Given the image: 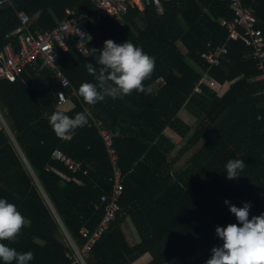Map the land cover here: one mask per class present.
<instances>
[{"label":"trees","instance_id":"16d2710c","mask_svg":"<svg viewBox=\"0 0 264 264\" xmlns=\"http://www.w3.org/2000/svg\"><path fill=\"white\" fill-rule=\"evenodd\" d=\"M2 1L0 51L8 43L19 49L20 11L29 15L31 32L55 27L67 8L98 12L92 0ZM252 5L264 34V0ZM164 6L162 15L153 7H131L123 23H116L113 35L102 20L89 22L87 54L76 48L74 38L68 42L58 60L72 83L64 89L75 103L66 114L73 118L80 112L90 114L89 125L76 129L70 139L57 137L48 122L56 109H63L57 95L63 87L45 63L29 67L24 81H0V103L9 114L11 131L10 135L0 122V198L14 203L30 220L15 241L0 242L18 252L31 251L34 259L29 264H84L71 255L73 248L61 228L82 247L87 238L81 228L94 229L103 215L100 197L111 190L114 168L97 121L114 134L124 193L121 211L94 243L86 264H133L145 254L151 255L147 264H165L174 257L187 261L194 255L198 257L191 264H205L211 249L223 243L216 226L238 223L225 200L237 207L250 203V219L264 213V69L246 57L245 43L229 38L228 28L221 23V18H233L228 1L164 0ZM106 39L117 44L129 40L154 57V72L144 81L151 93L133 91L123 99L106 97L95 105L83 102L79 86L96 82L85 63L96 64L91 49H102ZM225 42L227 53L219 64L210 66L202 52ZM208 69L220 83L230 81L223 94L201 81ZM184 109L199 123L171 157L177 142L166 129L185 137L193 127L180 115ZM56 148L80 160L81 170L73 171L52 158ZM230 159H243L246 165L237 179L226 178ZM30 168L48 194L55 216ZM128 218L140 236L134 244L121 225Z\"/></svg>","mask_w":264,"mask_h":264},{"label":"built area","instance_id":"2783aa9c","mask_svg":"<svg viewBox=\"0 0 264 264\" xmlns=\"http://www.w3.org/2000/svg\"><path fill=\"white\" fill-rule=\"evenodd\" d=\"M92 1L98 8L96 15H92L86 11L75 10L74 8H67V15L55 27L36 32L27 30L30 17L26 12L20 11L19 16L23 22V26L18 29L20 30V47L16 50L12 43H8L5 45L4 49L0 51V81L4 79L9 81L21 79L24 81L23 73L27 71L29 67H36L40 61L43 63L48 61L46 65L53 70L55 78L61 82L63 87V89L58 90L57 93L58 105H61L70 98L64 88L72 86V83L59 68L58 60L61 57V52L68 49V42L73 38L76 48L82 53H88L87 43L90 38L88 30L89 22H95L108 17L122 24L123 15L127 13L131 7H138L140 9L153 7L159 15L165 13L164 0ZM226 1H228L229 7L233 11V18L230 20L221 18V23L228 28L229 38L241 39L247 47L246 57L255 59L258 63V67L264 69V34L261 27L258 26V17L252 5V2L255 0ZM2 2L3 1L0 0V3ZM23 29L27 31H23ZM227 51L228 42H225L219 45L215 50L203 51L202 58L210 66L217 65ZM51 55L53 58H51ZM262 77H264V73L261 75V78ZM201 81L206 82L214 89L220 84L219 81L209 74V69L203 72ZM262 92L264 93V89ZM0 118H2L1 113ZM96 123L99 126L100 134L105 142L114 168V174L112 177L111 190L102 193L100 197L101 204L104 207L101 220L94 229L83 226L80 230L81 234L87 238L85 244L79 247L70 233L66 230L74 251L71 255L84 264H86L85 257L90 252L94 243L109 230L111 224L121 211V199L124 193V175L121 168L118 166L119 155L114 143V134L108 128L102 126L101 121H97ZM3 124L5 125V122H3ZM52 158L64 162L73 171H79L82 168V162L80 160L74 159L60 148H56L53 151ZM24 160L27 162L25 157ZM30 171L35 179L39 180L31 168ZM57 218L61 222L59 216H57Z\"/></svg>","mask_w":264,"mask_h":264},{"label":"clouds","instance_id":"9594fccd","mask_svg":"<svg viewBox=\"0 0 264 264\" xmlns=\"http://www.w3.org/2000/svg\"><path fill=\"white\" fill-rule=\"evenodd\" d=\"M91 50L96 64L85 63V67L96 82H85L79 86L78 95L83 102L95 105L106 97L116 100L123 99L133 91L144 94L153 91L151 86L145 87L144 81L151 78L155 59L141 47L129 40L117 44L112 39H106L102 49ZM97 51L99 55H96ZM66 111L56 109L48 116L49 125L61 139H70L75 135L76 129L89 125L90 114L80 112L73 118ZM245 166L243 159L228 160L225 165L226 178L237 179ZM224 203L229 206V211L235 215L238 223L216 226V235L223 243L211 249V256L205 264H264V213L250 219V203L246 202L242 207L230 204L228 200ZM26 223L25 217L14 203L0 198V241H15ZM33 259L31 251L18 252L0 242V260L5 264H12L13 261L15 264H29Z\"/></svg>","mask_w":264,"mask_h":264},{"label":"rangeland","instance_id":"374dc122","mask_svg":"<svg viewBox=\"0 0 264 264\" xmlns=\"http://www.w3.org/2000/svg\"><path fill=\"white\" fill-rule=\"evenodd\" d=\"M179 45L181 46V48H182L184 51L186 50L185 47L182 45V43H181L180 41H179ZM197 68H198L199 70H202L201 67L199 68V66H198ZM216 90H218V89L216 88ZM181 115H182V117H183L186 121H188L190 124H192L193 127L191 128V130L187 133V135H186L185 137H180L178 134L173 133L174 137H172V138L177 142V145H176V148L170 153L171 157H173V156H175V155L177 154V152L179 151V149L185 144L186 140L191 136V134H192V132L194 131L195 127H196V126L198 125V123H199V120L194 119L193 116H191V114H190L187 110H185V109L182 110ZM0 122H1L2 126L6 129V131L9 132L10 135H11V131H10V129L7 128L8 125H6V123H5L6 126L3 124L2 118H0ZM165 132H166V131H165ZM169 136H170V135H169ZM188 155H189V153H187L185 156H183V157L179 160L178 164H181V163L187 158ZM30 172H31V171H30ZM31 175H32V173H31ZM32 177H33V180H34V182L36 183V185H37V187H38V189H39V191H40V193H41V195H42L44 201L48 204V206L50 207V209L52 210V212H53V214H54V216H55V208H54V206H53V204H52V202H51V200H50L48 194L46 193L45 189L43 188V186H42L40 180H36L35 177H34L33 175H32ZM38 179H39V178H38ZM121 225H122L123 228H124V232H125V234H126V233H127V234H130V233H128V232H133V230L137 232V230H135V227H134L133 223L131 222V220H130L129 218L127 219V221L123 222ZM61 234H63L62 237L66 240L67 244L70 245V246H72V244H70L71 241H70V239L68 238V235H67L66 229L64 228L63 225H62V228H61ZM126 237H127V240H128L130 243H132V242L134 243V242H139V241H140V236L137 235V234H136V238H138V239L128 238L127 235H126ZM146 255H147V254H146ZM148 256H149V257H148ZM145 257H146V258H144V256H141V258L138 259L137 261H134L133 264H147V263L150 261L151 256H150V254H148V255L145 256ZM197 257H198V255L191 256L190 258L187 259V261H180L178 258H175V257H174L173 259L169 260V261H168L167 263H165V264H191L192 262H194V261L197 259Z\"/></svg>","mask_w":264,"mask_h":264},{"label":"crops","instance_id":"0c3cea01","mask_svg":"<svg viewBox=\"0 0 264 264\" xmlns=\"http://www.w3.org/2000/svg\"><path fill=\"white\" fill-rule=\"evenodd\" d=\"M3 3H0V5H2ZM103 21L102 22V24L104 25V27H105V29L108 31V33L110 34V35H113V34H115L116 33V31L118 30V25L116 24V23H118L116 20H114V19H111V18H108V17H106V18H104V19H100V20H97V21ZM97 21H95V22H93V23H96ZM90 38H91V36H90ZM90 38H89V40H90ZM87 54V53H86ZM157 82H159V80L157 81ZM229 86H230V81H226V82H224V83H220L219 85H218V87H217V91H218V93L221 95V94H223L228 88H229ZM74 105H75V103L73 102V100L71 99V98H69L66 102H64L63 104H61V105H59L61 108H63V109H65V110H69V109H71V108H73L74 107ZM182 112V111H181ZM181 112H180V115H181ZM0 113H1V116H2V121L3 122H5L6 124H8V118H9V114H8V112H7V109H6V107H2V105H1V103H0ZM182 116V115H181ZM195 119V118H194ZM166 133L168 134V135H170L171 137H174V135H173V133H176V132H174V130H172L171 128H167L166 129ZM177 134V133H176ZM181 137V136H180ZM25 219H26V225H29L30 224V220L28 219V218H26L25 217ZM122 228H123V226H122ZM123 230H124V228H123ZM136 230V229H135ZM128 233H130V234H127L126 233V235L128 236V238H132V239H138V238H136V234L137 235H139L138 234V232H136V231H134L133 230V232H128ZM134 243H136V242H134ZM133 242H132V244H134ZM148 255V254H147ZM146 254L145 255H143L144 256V258H146L145 256H147ZM151 256V255H150ZM149 257V256H148ZM141 258V257H140ZM139 258V259H140ZM137 261V260H136Z\"/></svg>","mask_w":264,"mask_h":264}]
</instances>
